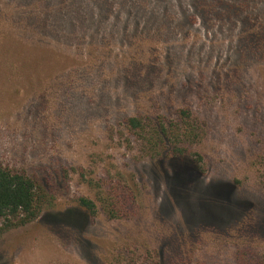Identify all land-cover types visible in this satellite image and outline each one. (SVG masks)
<instances>
[{
    "label": "rangeland",
    "instance_id": "obj_1",
    "mask_svg": "<svg viewBox=\"0 0 264 264\" xmlns=\"http://www.w3.org/2000/svg\"><path fill=\"white\" fill-rule=\"evenodd\" d=\"M29 1L0 0V165L53 200L0 237V264H264L261 16L222 2L110 0L107 16L36 39ZM183 108L204 122L202 162L137 158L123 119ZM118 173L130 213L111 219L103 201Z\"/></svg>",
    "mask_w": 264,
    "mask_h": 264
},
{
    "label": "trees",
    "instance_id": "obj_2",
    "mask_svg": "<svg viewBox=\"0 0 264 264\" xmlns=\"http://www.w3.org/2000/svg\"><path fill=\"white\" fill-rule=\"evenodd\" d=\"M19 1L25 3L29 0ZM106 1L110 0H89L91 8L87 4L83 5L81 0H30L29 4L32 3L33 6H29L31 12L28 17L38 16V18L33 24H29L28 35L39 39L37 35L39 28L43 31L60 34L63 30V24L60 26V23L68 20V24L71 25L84 24L86 14L89 15L88 19L90 20H99L108 15ZM194 1L199 8L205 10L213 8L212 4L222 2L221 5L228 12L233 10L236 13H241V16L246 19L250 17L264 20V8H259L257 0H249L253 3L248 4L246 1L235 0L236 5L233 6L236 9H232L225 0ZM237 1H241L242 4ZM138 3L144 7L145 2L143 4L139 0ZM39 4L42 6L41 8L38 6ZM44 8H48V10ZM127 8L134 16L138 14L136 12L139 10L138 7L135 9L136 11L132 7ZM173 15L172 9L162 8L161 16L163 18H171ZM258 15L261 17L259 18ZM146 16L154 17V14L147 12ZM64 32L71 33L69 29L63 30ZM76 36L77 34L74 35L75 38ZM69 39H71V34ZM25 67H29V70L34 69V65L28 62L25 63ZM122 128L128 137V143L130 142L136 148L137 158L160 163L163 160H169L174 163L193 157L197 164L202 162V157L193 149L205 136V125L203 121L193 115L190 109H179L172 117L163 114L136 113L123 119ZM110 183L112 185L107 191V200L103 201L106 212L111 219L123 218L130 213L131 191L127 189L129 187L120 173L117 174L115 180L111 179ZM52 200L49 192L34 178L0 165V237L13 228L25 226L35 220L43 209L51 205ZM78 205L90 215L96 213V205L87 198H79Z\"/></svg>",
    "mask_w": 264,
    "mask_h": 264
}]
</instances>
